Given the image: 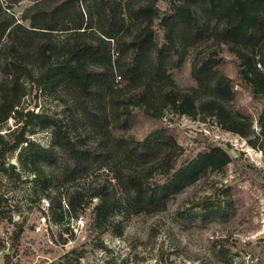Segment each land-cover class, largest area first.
Instances as JSON below:
<instances>
[{"label": "trees", "instance_id": "obj_1", "mask_svg": "<svg viewBox=\"0 0 264 264\" xmlns=\"http://www.w3.org/2000/svg\"><path fill=\"white\" fill-rule=\"evenodd\" d=\"M21 1L0 0V123L19 112L24 79L36 75L43 86L70 92L91 136L76 129L68 135L51 122L53 147L64 157V181L85 176L95 164L107 165L116 189L109 190L103 181L91 188L96 221L118 206L127 213H157L171 195L223 171L231 161L225 148L206 139L201 150L183 157L173 128L162 121L163 109L193 118L213 117L248 139L251 120L226 105L234 98V80L217 68L225 50L235 56L231 61L239 82L262 102L259 151H264V0H167L169 9L163 11L159 0H32L18 21L9 11ZM155 27L162 32L159 38ZM54 31L66 35L54 41ZM188 47H193L189 75L194 84L178 89L172 75L183 68ZM138 79H143L141 86L128 89ZM152 83L159 84L157 91ZM131 105L142 106L152 120L141 138L128 132L135 121ZM21 141L35 157L29 169L39 175L36 160L51 159L55 149ZM17 144L1 146L0 156ZM19 160L24 167L28 163L21 156ZM5 170L0 162V172ZM213 195L196 203L198 218L222 217L224 190L217 188L216 199ZM80 196L77 188L69 191L68 210L75 209ZM4 264H10L8 256Z\"/></svg>", "mask_w": 264, "mask_h": 264}, {"label": "rangeland", "instance_id": "obj_2", "mask_svg": "<svg viewBox=\"0 0 264 264\" xmlns=\"http://www.w3.org/2000/svg\"><path fill=\"white\" fill-rule=\"evenodd\" d=\"M31 2L22 0L9 12L19 21L22 10ZM157 6L162 11L169 9L167 0H159ZM21 22L28 25V21ZM154 33L157 38L162 34L156 27ZM65 35V31H54L51 37L57 41ZM192 53L193 47H188L183 68L173 72L172 84L178 89L194 84L189 75ZM114 56L112 51V59ZM223 56L217 68L234 80V98L226 105L251 120L248 139L213 117L193 118L163 109L162 121L173 128L183 157L201 150L206 139L225 148L231 161L223 171L198 178L171 195L157 213H127L118 206L106 210L98 221L91 188L103 181L109 190L116 189L107 165L95 164L85 176L64 181V157L53 147L51 122L68 135L76 129L91 136L89 127L80 119L68 90L45 87L37 82L36 75L32 80L24 79V95L16 106L19 112L0 123V148L6 143H18L0 156L6 168L0 172V264L6 256L10 264H264V151H259L262 137L258 122L262 102L252 98L237 79L231 61L235 56L228 50ZM142 80L134 81L128 89H137ZM152 84L151 89L157 91L159 84ZM131 108L135 121L128 132L141 138L152 120L142 112V106ZM24 139L36 147L55 149L51 159L36 160L39 175L29 169L35 157L25 148L26 142L21 141ZM20 156L28 162L25 167ZM73 188L80 190V202L74 210H68L67 195ZM217 188L224 190L220 197L222 217L198 218L196 203L207 194L214 193L216 199Z\"/></svg>", "mask_w": 264, "mask_h": 264}, {"label": "built area", "instance_id": "obj_3", "mask_svg": "<svg viewBox=\"0 0 264 264\" xmlns=\"http://www.w3.org/2000/svg\"><path fill=\"white\" fill-rule=\"evenodd\" d=\"M115 54H116V52H115ZM116 79H119V76H116Z\"/></svg>", "mask_w": 264, "mask_h": 264}, {"label": "crops", "instance_id": "obj_4", "mask_svg": "<svg viewBox=\"0 0 264 264\" xmlns=\"http://www.w3.org/2000/svg\"><path fill=\"white\" fill-rule=\"evenodd\" d=\"M4 264V263H3Z\"/></svg>", "mask_w": 264, "mask_h": 264}]
</instances>
